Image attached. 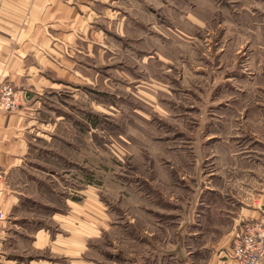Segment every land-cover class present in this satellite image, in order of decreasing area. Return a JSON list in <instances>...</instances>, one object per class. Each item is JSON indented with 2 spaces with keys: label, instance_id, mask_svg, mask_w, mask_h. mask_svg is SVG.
Here are the masks:
<instances>
[{
  "label": "rangeland",
  "instance_id": "374dc122",
  "mask_svg": "<svg viewBox=\"0 0 264 264\" xmlns=\"http://www.w3.org/2000/svg\"><path fill=\"white\" fill-rule=\"evenodd\" d=\"M130 1V37L110 35L116 54L102 58L94 105L64 98L70 116L82 109L79 136L61 123L37 142L69 166L48 162L58 178L48 174L36 225L70 236L59 218L77 198L84 264H220L236 236L206 196L224 193V150L252 153L264 136V0ZM13 239L16 264H71L51 243Z\"/></svg>",
  "mask_w": 264,
  "mask_h": 264
},
{
  "label": "crops",
  "instance_id": "0c3cea01",
  "mask_svg": "<svg viewBox=\"0 0 264 264\" xmlns=\"http://www.w3.org/2000/svg\"><path fill=\"white\" fill-rule=\"evenodd\" d=\"M132 12L130 0H0V85L10 84L19 96L15 110L0 108V211L5 214L0 220V264H16L8 253L17 236L29 240L28 247L35 250L51 243L52 250L72 257L71 264H84L77 257L83 248L85 213L77 198L71 201V213L59 218L71 230L70 236L50 239L48 225H36V204L48 202L44 185L48 174L58 178L48 171V162L56 168L69 166L64 158L54 160L37 142H48L61 123L70 122L72 135L79 136L82 109L70 116L64 98L79 106L91 95L94 105L102 58L110 60L116 54L109 37L118 38V29L120 41L130 37ZM256 140L252 153L233 152L229 146L224 150V193L210 188L217 194L211 191L206 196L220 202L215 222L228 226V240L246 221L264 224V136ZM41 193L45 198L38 197ZM210 206L209 201L205 207ZM220 264L233 260L228 257ZM259 264H264V257Z\"/></svg>",
  "mask_w": 264,
  "mask_h": 264
},
{
  "label": "built area",
  "instance_id": "2783aa9c",
  "mask_svg": "<svg viewBox=\"0 0 264 264\" xmlns=\"http://www.w3.org/2000/svg\"><path fill=\"white\" fill-rule=\"evenodd\" d=\"M19 106V96L8 83L0 85V108L5 111L15 110ZM1 176V172H0ZM5 214L0 211V220ZM233 264H259L264 257V224L258 221H246L230 248Z\"/></svg>",
  "mask_w": 264,
  "mask_h": 264
}]
</instances>
